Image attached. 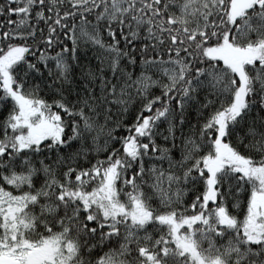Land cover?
<instances>
[{"label":"snow or ice","instance_id":"1","mask_svg":"<svg viewBox=\"0 0 264 264\" xmlns=\"http://www.w3.org/2000/svg\"><path fill=\"white\" fill-rule=\"evenodd\" d=\"M0 264H264V0H0Z\"/></svg>","mask_w":264,"mask_h":264},{"label":"trees","instance_id":"2","mask_svg":"<svg viewBox=\"0 0 264 264\" xmlns=\"http://www.w3.org/2000/svg\"><path fill=\"white\" fill-rule=\"evenodd\" d=\"M15 17H13V19H14Z\"/></svg>","mask_w":264,"mask_h":264}]
</instances>
